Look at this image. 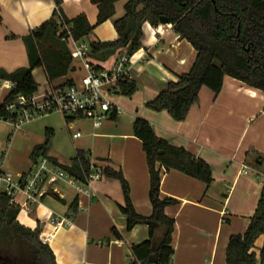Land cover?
I'll list each match as a JSON object with an SVG mask.
<instances>
[{
	"label": "crops",
	"instance_id": "0c3cea01",
	"mask_svg": "<svg viewBox=\"0 0 264 264\" xmlns=\"http://www.w3.org/2000/svg\"><path fill=\"white\" fill-rule=\"evenodd\" d=\"M124 4H116L115 16L96 28L94 34L99 37L92 41L117 40L116 30L106 37L102 29L111 28L124 16ZM55 9L53 0H0L1 71L13 73L30 66L24 38L51 20ZM81 14L96 25L98 8L92 0H64L65 19L73 20ZM143 31L141 50L146 56L133 59L128 77L135 81L137 90L131 96H112L113 112L101 128L94 129L88 120L68 123L61 114L62 118L50 114L37 118L18 131L0 120V151H4L0 165L17 179L27 176L35 164L32 153L44 144L49 130L53 138L48 158L53 163L70 167L77 154L83 152L104 170L122 172L135 211L151 217L154 207L149 196V169L133 129L138 118L146 120L159 138L187 150L212 170L211 186L181 172L163 170L160 196L177 202L165 210L175 220L171 264H226L230 238L247 231L264 193V165L257 163L259 156L264 158V94L225 77L218 95L206 87L201 89L198 104L183 122L174 120L167 111L151 110L147 104L192 69L197 52L172 25L153 27L146 23ZM65 45L71 52V44ZM124 54L125 50L118 51L107 62L91 59V64L111 70ZM71 66L67 78L52 83L44 68L35 69L37 93L66 86L67 80L79 83L76 73L84 75V65L72 60ZM10 93L7 85L0 87V105ZM77 133H81L78 139L74 138ZM23 143L25 153L16 157L19 154L15 150ZM43 190L37 204H30L22 193L14 202L20 207L18 221L22 226L40 228L41 237L53 234L48 246L57 264H131L132 248L149 239L146 222L127 231L122 212L125 198L120 181L114 178L104 176L95 182L93 197L80 194L64 182L47 183ZM56 217H67L71 224L55 231L51 220ZM263 246L264 236L256 242L258 256Z\"/></svg>",
	"mask_w": 264,
	"mask_h": 264
},
{
	"label": "trees",
	"instance_id": "16d2710c",
	"mask_svg": "<svg viewBox=\"0 0 264 264\" xmlns=\"http://www.w3.org/2000/svg\"><path fill=\"white\" fill-rule=\"evenodd\" d=\"M53 1L56 9L52 19L24 38L30 66L13 73L0 70V80L16 85L0 105V120H14L16 116L10 113L9 106L21 95L30 97L38 92L39 86L33 77L35 69L44 68L50 83L67 78L72 71L71 53L63 41L67 33L58 25L64 0ZM120 1H125V14L114 23L117 40L89 41L98 26L115 16L116 4ZM92 4L98 8L95 26L84 14L73 20L62 17L75 41L90 44V57L95 61L107 62L121 50H125L127 56H133L143 48L144 25L161 26V18H166L168 25H172L176 33L196 50L192 69L179 76L176 82L169 83L166 90L148 103L147 107L151 110L167 111L174 120L183 122L191 108L198 104L201 89L206 87L218 95L223 89L225 77L264 94V0H92ZM73 83L67 80L66 85ZM136 90L135 81L126 79L119 83L115 94L131 96ZM74 119L68 117L67 121ZM133 129L146 155L153 215L145 218L135 211L130 186L122 172L108 168L105 169V176L121 183L125 198L122 212L127 219V231L131 232L142 222L149 227V239L132 248L131 264H171L175 220L168 217L165 210L177 202L160 196L163 170L181 172L207 186L213 183L212 170L206 162L187 150L159 138L146 120L138 118ZM52 138L53 133L48 130L44 144L35 147L32 153L34 163L48 158ZM257 163L264 165V158L259 156ZM60 168L83 182L90 172L89 156L79 152L70 167ZM19 214L20 207L0 191V264H57L52 249L40 240V228L31 230L22 226L18 221ZM114 234L118 236L116 231ZM263 236L264 193L247 231L230 238L226 264H264V246L259 256L254 252L256 242ZM154 240L156 247L152 250Z\"/></svg>",
	"mask_w": 264,
	"mask_h": 264
},
{
	"label": "built area",
	"instance_id": "2783aa9c",
	"mask_svg": "<svg viewBox=\"0 0 264 264\" xmlns=\"http://www.w3.org/2000/svg\"><path fill=\"white\" fill-rule=\"evenodd\" d=\"M148 24V23H147ZM58 25L62 31L67 33L63 41L71 44V57L73 61H80L84 65L85 74L79 83L63 87L49 88L43 93H36L30 97L19 96L8 110L16 118L8 121L15 131L22 129L26 124L37 118L52 113L61 114L67 121L68 117H75V120H88L94 129L101 128L111 117L114 106L112 96L119 83L129 77V71L133 59L145 58L144 50H140L133 56L126 54L119 57L111 70H97L91 64V48L88 42H77L73 39L69 26L64 22L61 14L58 15ZM150 25V24H149ZM160 31V27L158 29ZM155 34V31H153ZM7 85L13 91L16 85L9 81L0 80V87ZM71 121L70 123H72ZM68 122V121H67ZM69 123V122H68ZM77 133L74 138H80ZM90 172L85 176L83 182L71 176L54 164L49 158H41L35 164L27 176L21 179L14 178L0 165V191L6 193L15 201L19 193L27 197L30 204H37L44 195V185L47 183L64 182L74 188L80 194L93 197V184L105 176V170L97 166L89 157ZM71 224L67 217H56L51 220L55 231ZM53 239V234L41 237L44 245H48Z\"/></svg>",
	"mask_w": 264,
	"mask_h": 264
},
{
	"label": "rangeland",
	"instance_id": "374dc122",
	"mask_svg": "<svg viewBox=\"0 0 264 264\" xmlns=\"http://www.w3.org/2000/svg\"><path fill=\"white\" fill-rule=\"evenodd\" d=\"M101 26V25H100ZM104 26H106V25H104ZM98 28V27H97ZM95 32H96V29H95ZM102 34H103V36H108V34L110 33V32H113L114 34H115V29H114V26H111V28H108V27H104L103 29H102ZM96 36L97 37H99L98 36V33H97V35L96 34H92L91 35V37H90V39H91V41L93 40V39H96ZM96 40H98V39H96ZM83 77V72H77L76 73V79L78 80V81H80L81 80V78ZM50 115H53L54 117H57V118H62V116L60 115V114H58V113H52V114H50ZM26 133H27V131H26ZM11 140H12V137H11ZM1 141V140H0ZM1 143V142H0ZM24 143L22 144V145H18L17 146V149L18 150H15V152L16 153H18L19 154V156H16V157H20L21 155L23 156L24 155ZM3 153H4V151H3ZM2 151H0V159L2 158ZM10 174L14 177H16V175L15 174H13L12 172H10ZM14 177V178H15ZM17 179V178H16ZM256 251V248L254 249V252Z\"/></svg>",
	"mask_w": 264,
	"mask_h": 264
},
{
	"label": "water",
	"instance_id": "95a60500",
	"mask_svg": "<svg viewBox=\"0 0 264 264\" xmlns=\"http://www.w3.org/2000/svg\"><path fill=\"white\" fill-rule=\"evenodd\" d=\"M161 25H168V21L166 18H161ZM156 247V240L153 241V246H152V250H155Z\"/></svg>",
	"mask_w": 264,
	"mask_h": 264
}]
</instances>
